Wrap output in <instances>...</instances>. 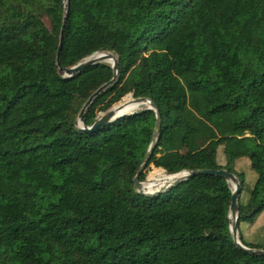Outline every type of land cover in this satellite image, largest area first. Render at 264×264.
I'll use <instances>...</instances> for the list:
<instances>
[{
	"label": "trees",
	"instance_id": "1",
	"mask_svg": "<svg viewBox=\"0 0 264 264\" xmlns=\"http://www.w3.org/2000/svg\"><path fill=\"white\" fill-rule=\"evenodd\" d=\"M97 53L116 71H59ZM135 98L159 116L139 182L226 170L242 191L247 158L239 225L264 211V0H0V264H264L234 244L223 178L136 191L153 111L85 131Z\"/></svg>",
	"mask_w": 264,
	"mask_h": 264
},
{
	"label": "water",
	"instance_id": "2",
	"mask_svg": "<svg viewBox=\"0 0 264 264\" xmlns=\"http://www.w3.org/2000/svg\"><path fill=\"white\" fill-rule=\"evenodd\" d=\"M65 8H66V4H65ZM59 48H60V45H59ZM100 62H106V63L111 64L113 70L116 71L117 60H116L115 56L111 53H97V54L91 55L73 67H71L69 69H65V70L59 69V71H63L64 76H71L74 73H76V72H78V71H80V70H82V69H84L90 65L100 63ZM92 98L93 97H91L84 104V106L82 107V109L78 115V118H77V124L76 125H77V127H79L82 130L85 128L84 127V121H83L84 113H85L87 107L90 105V101ZM141 109L147 110V111H153L155 113L156 122H155L154 131H153L152 142L148 148L145 160L140 165L136 175L133 178V183H134V187H135L136 191L142 195H152L153 192L156 193L158 190L162 189L165 186H168L172 183L182 181V180L188 178L189 176H195V175H200V174H210V175H214V176H218V177L223 178L231 187V202L229 205L227 218L230 222L229 230H230V233L232 235L234 244L239 249H241V250H243V251H245L251 255L264 257V250L247 248V247L243 246L239 240V237H238V228H239L238 197L241 193V184L238 181L235 174L229 173L226 170L198 171V172L183 171V172H180L178 174L165 176V180H164L163 185L157 189L152 190V191L145 190L146 187L143 184V182H139V180H138L139 175L141 174V172H143V170L147 166L148 161H149V156L151 155V153L153 152V150L155 148V141L157 138V131H158V125H159L158 124V119H159L158 112L150 100H148L146 98H135V99H132L129 103H123V102L119 103V104L111 107L105 113H103L99 117V119L93 124V126L90 129H86L85 131L93 130V129H95V128L103 125V124L117 120L121 117H124L127 115H133V114L137 113L138 111H140Z\"/></svg>",
	"mask_w": 264,
	"mask_h": 264
},
{
	"label": "rangeland",
	"instance_id": "3",
	"mask_svg": "<svg viewBox=\"0 0 264 264\" xmlns=\"http://www.w3.org/2000/svg\"><path fill=\"white\" fill-rule=\"evenodd\" d=\"M217 155L220 161L225 160L221 149ZM231 167L235 172L242 173L244 176V184L239 195V203L246 204L249 199L250 192L254 186L256 174L250 169L247 158L235 160ZM164 176L167 175H165L161 170L151 168L146 176L145 181L143 182L146 187L145 190L152 191L160 187L156 183L148 184V182L154 179L159 180ZM238 229L246 243L258 244L264 247V211L259 213L252 222H241Z\"/></svg>",
	"mask_w": 264,
	"mask_h": 264
},
{
	"label": "bare ground",
	"instance_id": "4",
	"mask_svg": "<svg viewBox=\"0 0 264 264\" xmlns=\"http://www.w3.org/2000/svg\"><path fill=\"white\" fill-rule=\"evenodd\" d=\"M130 101L124 102V103H129ZM132 106V105H131ZM165 177L159 179V180H151L150 182H148V184H152V183H156L159 186H162L164 183Z\"/></svg>",
	"mask_w": 264,
	"mask_h": 264
},
{
	"label": "crops",
	"instance_id": "5",
	"mask_svg": "<svg viewBox=\"0 0 264 264\" xmlns=\"http://www.w3.org/2000/svg\"><path fill=\"white\" fill-rule=\"evenodd\" d=\"M220 150V149H219ZM219 152V151H218ZM223 159V158H222ZM217 160H218V162L220 163V164H223L224 163V161L222 160V161H220L219 159H218V155H217ZM238 200H239V197H238Z\"/></svg>",
	"mask_w": 264,
	"mask_h": 264
}]
</instances>
